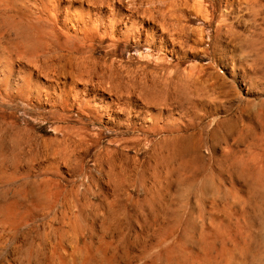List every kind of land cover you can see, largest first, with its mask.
<instances>
[{
	"label": "rangeland",
	"instance_id": "obj_1",
	"mask_svg": "<svg viewBox=\"0 0 264 264\" xmlns=\"http://www.w3.org/2000/svg\"><path fill=\"white\" fill-rule=\"evenodd\" d=\"M37 1L40 0H36V1L31 0L32 4L34 2H35L34 4H36ZM50 1L52 2L54 0H41L40 2H37L36 5H38V3L49 4ZM68 1L69 2L73 1L75 3H78L76 1L79 0H72V1L68 0ZM85 1L87 2V0H84V2ZM96 1L105 2L106 0H96ZM122 1L125 0H121L120 2ZM126 1L130 3L131 0H126ZM126 1L125 3L128 4ZM134 1L136 3L138 2V5L139 3L140 5H142V3L147 5L148 3H151L152 0L151 1L132 0V3ZM147 1L149 2L147 3ZM200 1H202L203 5L206 7L207 15L202 16L196 14V10L194 7L195 4L199 2V0H172V2H174V4L176 5V9H178V11L184 10V17H183V12L182 13L181 11L178 12L180 16L178 21L179 23H181L180 26H182L183 28L184 26L187 27L185 28L184 32L189 31L188 33L187 32L185 33L186 35L187 34L189 35L187 36V38L188 37L189 38L188 39L186 38V42L188 44L185 42L184 44L185 47L182 46L183 48L182 49L180 48L179 52L180 51L181 52L179 53V56L176 57L170 55L169 53L162 52L160 50L157 51L158 50L157 48H155L153 52L147 51L148 49L145 46H142L140 49H135L132 47L133 44H129V43L126 44L123 42L118 43L116 41L117 36L114 37L110 35H105L107 37L102 36L105 37L104 39H102V37L100 39L99 38L100 36L92 35V37L90 36L89 39H87L88 40L87 42L86 40L80 39L81 36L80 38L78 36L79 39L77 40H80L78 41V43L76 42L75 37H74L75 40L74 38L72 39L70 38L71 40H74V43L72 45L70 40L67 42V44L72 45L71 47L70 45H68L70 47L69 49H66V47L68 46L65 47V45L63 44L61 46V43L64 42L66 39L64 38V36H61L59 39L60 44H57V41H54L55 45L51 44V48H50L52 52L48 50L51 52V53L49 52L50 58L52 59L53 56V60H55L54 62H56V65L58 67L57 71H60L61 77H64V74L66 75L67 72L70 73L73 70L72 68H76V66L74 65L76 62L77 65H80L82 61V66H83V62H86L88 60L87 61L88 63L87 62L86 63L88 65H91L89 63H92L93 66H94L93 63L95 61L94 67H97V69L99 70L100 69L102 70L103 68V71L104 69L105 70L108 69L107 71L110 72L112 68L115 70V71L114 70L111 71L112 74L119 71V74H121L122 76L123 73L122 77L123 79L126 80L124 82H129V80L127 81L128 79L127 77H129L128 75L129 73H133V72L137 73L138 71V74L140 73L143 74L145 72L148 75L151 72L156 71L157 68H159L158 66L159 62H163L169 68L170 71L175 72L176 76H178L179 79L180 78L182 79L180 80L184 84L186 83L185 80L187 79H190V82L192 80L194 81L192 82L194 86L191 85V87H192V91L194 90V95L196 97L195 101L198 105V108L196 110L197 114L202 115L204 111L210 114L207 116V118L206 117L201 118L202 123L205 126L209 125V127L207 128V133L205 134V143L203 144L204 146L203 145L201 146L200 148L201 152L199 151L198 156L193 154L185 155L184 158L179 161L185 163L182 170L181 171L179 170L177 172L179 174L175 173L173 175L168 176L169 178L168 181H173V183H171L173 184V189L166 192L163 191L159 194L155 193L153 195V197L154 196L157 197V200L155 197L154 198L158 203L161 201L159 204H161L162 206L160 205V207H157V209L147 208L140 210L137 209L136 211V209L129 207L127 209L122 210V207L120 206L121 207L120 208L119 205H115L111 207L108 205L109 203L114 202L116 199H118L119 202L122 201V203L126 204L128 203L129 201L128 199L130 198V196L133 198H137L138 195H136L135 193L134 186L129 188L127 192H124L125 194H122L123 192L120 194L119 193L115 194V192L112 191L113 189L109 185L110 182L108 177L105 174H103L104 170H102V169L108 170L107 168L110 166V164L108 162H106L104 165L100 164L98 161L96 162V158L99 157L101 153H102L101 155H103V157L105 158L106 156L104 152H106L107 149L109 148L110 150H115L116 152L118 151L117 153L119 154L115 153L116 155L118 156L121 155L120 157L114 155L115 156L114 161L115 159L116 160L119 159L118 162L117 161L114 162L115 164L125 167L126 169L132 167L134 171H136L137 169L139 171L143 170V168L145 167L144 166L145 165L144 162L146 160L144 156L145 149L142 146L139 147L135 144H132L124 140L126 138L129 139L130 137V136L128 137V135L124 136L121 134L122 132H125L126 129H123V127L120 126H115V124H113L112 121H109L107 117L99 118L98 115H93V116H89L88 118L87 116H82L80 112L77 111V109H74V107H72L73 110L71 107H68L67 110L66 109L61 110L58 108H51L44 104H38L35 101L24 100L22 98H19L15 94V92L6 91V89H3L5 88L4 85L0 84V91H1L0 92V128L1 127L3 128V130L2 128L0 129L1 130L0 140L2 139V143L0 141V146L4 148L3 149L2 147H0V150L2 152L0 153V158H1L0 168H2L3 165H5L3 167L5 169V172L6 169L7 172H10L11 168L12 171L17 170L19 172L30 169V166H31V170L33 169L31 175L29 177H25V180L22 178L23 175L22 176L19 175L16 176V178L13 177V179L10 181L11 183H7V181L10 180V178H12L11 175L9 176L7 174V177L9 176V178L4 177V181L3 180L1 181L3 177H0V183L2 182L1 184L2 186H0L2 190L0 189V193L3 192V190L6 191L7 189L10 190L12 188L10 192L8 191L10 193L9 195L11 196L13 192L17 191V188H19L17 193L21 192L23 197L24 194H26L25 197H27L28 199V200L26 199L27 201L24 199L26 202H24L23 197L21 200L20 198L21 195L20 193L18 194L19 201L22 202V204L24 203L22 205V209L20 208V211L18 213V218H20L21 220L25 219L28 222L24 220V223L29 224V225L26 224V227H23L22 230L23 234L26 236V233L29 232L30 229L32 230L33 227L35 226L34 227L35 232L32 233L31 236L28 237V239H26V237H24L23 235L17 241H13V239H8L5 236L3 237V234L0 233L1 234L0 264H10L11 262H13L14 264H31V263L43 264L44 258L42 256L40 258V255H42L40 250H44L45 248L47 249L44 251L49 250V248L52 246L51 244H53L55 240L54 238L55 235H53L54 232L52 231V229L55 226L59 227L62 225L61 222L63 215L62 212H60V210L62 211V208L64 210L63 203H61L63 202L62 198L59 199L60 202L57 204L58 207L56 206L59 212L57 211L56 207H54L52 210L53 212H51L50 208L49 209L45 208L47 212L43 213L44 209H42L39 212L40 216L38 217H36V214L34 215L30 214L31 216L29 217L28 214L25 215L26 214L25 212L27 211L32 212L31 210H33L31 208L30 209L28 208L30 207V204H28V202L30 201L29 199L30 198L32 199L33 197L32 196L33 194L31 195L30 193H33L36 187H38V189L39 187H42V182L44 181L43 179L41 180L42 177L36 178L35 176L36 174L34 173L35 170L38 171L40 168L47 169L49 171L47 172L48 177L53 178V180L48 179L50 183H52V185L50 183L49 185L52 186L51 188H53V191L55 190L54 189L55 186L70 188L69 183L72 182L71 180H74L73 176H75V180L77 181L81 180L83 183L85 182V186L86 184L88 186V188L86 186L88 193L82 197V202L83 204L85 203L86 206L92 202V200L90 199H92V194L96 191L97 195L95 196L94 199L95 207L90 208L89 206L90 204L88 205L89 207L87 206L88 208L86 207L85 216L87 218L84 217L83 222L86 223L85 226L88 224V226L86 227H89L91 225L93 230L95 229L94 230L95 234H93V239H92L95 246L99 247L100 245L101 247L108 245L110 249V246L113 245L110 251L112 252L114 250L117 253L116 254L117 258L115 257L114 259L110 258V254L109 256L106 257L104 256L101 259L99 258L101 260V261L99 260L100 261L98 262L99 264L100 263L152 264L151 261L154 259H155L154 264H264V0H200ZM107 2L114 3L112 5L115 6V8H118L120 6L118 4L119 3L118 0H111V1L107 0ZM153 2L156 3V0H153ZM157 2L158 3H156V6H159L160 3L158 0ZM212 3H214L215 5L214 8L211 7L214 6L212 5ZM146 5H144V7H146ZM36 7H37L36 9H38V6ZM75 7L78 9L79 5L75 4ZM144 7L143 8L140 7V8H142L143 10L145 9ZM227 7L229 8L227 9ZM185 8L187 10L189 9L188 11L195 14L193 15L191 13H188ZM212 13H214L213 18L211 16ZM184 18L185 20H187L186 22ZM193 19H195V22ZM188 21L190 23H188ZM210 21H212L211 24ZM93 36L96 38H94ZM109 37L110 38L112 37L111 38L112 40ZM114 38H115V42L118 44L116 47H114V42H113ZM90 40L92 42H89ZM83 41L85 42V44L87 43V45H84ZM91 43L93 44V46ZM75 44L78 45L75 46ZM57 45L61 46V48ZM65 49L68 50L69 53ZM78 53H80V55ZM170 63L171 64L173 63L172 65H174V67L177 65L176 70L174 67H172ZM65 66L66 69H64ZM99 66H101L102 68ZM154 66H156V68H154ZM179 66L181 67V69L179 68ZM178 68L180 69L181 72L179 71ZM62 69L64 70V73L63 71H61ZM67 69L69 71H67ZM107 71H106L107 75L110 76L111 73H108ZM192 71H194L193 74ZM72 73L75 72L72 71ZM248 75L251 77V79L254 78L253 79L254 83L255 81H257L256 82L257 84H255L256 87L254 85L253 87H251L250 84L247 86V83L240 81L241 76L247 77ZM110 79L107 80L110 82L105 81L108 87L111 84L118 85L119 81L116 83L115 80L111 79L113 81L112 83ZM112 86H110V89H112ZM200 107L202 108L203 111L199 109ZM209 111L211 112L213 111L212 113L215 114V116H212L211 115L212 113ZM94 116L95 118H93ZM225 119L230 120L231 123L220 126L217 125L218 123L216 124L217 121L219 120L224 121ZM230 127L233 128L231 129ZM64 128H66V130H69L70 133H72L70 137L73 139V141H74L73 132L78 131V129L79 131L82 130L83 132H85L87 134V139H88L87 141L88 143L85 144L87 147L82 146L86 148H82V147L75 148L73 143H68L69 141L65 140L68 138V136L65 132H63ZM215 129L218 131L217 132L218 135L214 141L210 139V135ZM16 131L19 132L17 135H16ZM19 134L21 135L25 134L28 135V137L25 138L24 137L25 135L21 136ZM15 137H18V140ZM22 137H24L26 140L25 139L21 140ZM62 139H64L66 143L62 141ZM116 140L118 142H116ZM12 144L15 146H13ZM62 144L64 147L62 146ZM64 144H66L67 146ZM68 146L69 147L71 146L72 148L68 149L67 148ZM135 148H139L140 150L139 149L136 150ZM142 149L143 151H141ZM5 150H7L8 152ZM71 150H73L74 152L77 150L76 151L77 154L74 153L73 151L71 152ZM138 150L141 152H139ZM39 152L40 154H38ZM59 152L62 153V155H65L67 152L68 156L65 155L63 157L61 156V154L59 155ZM68 152L71 153L69 154ZM13 153L15 155H13ZM7 155H8V159L7 158L5 159L4 157H7ZM74 155H76L77 157L75 158ZM127 155L129 156V158L134 157V159L133 158H132L133 160L128 159V163H127V158H128ZM13 156H15L16 159H14ZM66 156L69 159H65ZM18 157L19 160L17 159ZM2 159L4 160L2 161ZM13 159L15 162L13 161ZM70 159L72 160V162H70ZM138 160L140 161L138 162ZM33 161L35 162V164ZM7 162H9L8 163L9 165L7 164ZM16 162L18 163V165ZM13 164L16 166H14ZM204 164L206 165L204 166ZM7 165L9 166L8 168ZM118 165H116V167H118ZM123 165H126L129 168ZM77 166L78 168L81 166L80 167L81 169L77 170L78 169L76 168ZM13 167H15V169ZM122 167L121 168L118 167V169H122ZM3 168L0 170H4ZM73 169H75L74 174H73ZM133 169H129V170H133ZM185 169H187V171ZM92 171L94 172L92 173ZM90 172L92 173V175L90 174L89 176L90 181H89L88 175ZM193 172L194 175L192 174ZM76 173L77 174L82 173V174L81 175L79 174L80 175L79 176ZM134 175L137 177V179L135 176L133 177L134 178L133 184L135 186L136 185L139 186L140 183L139 176H137V174ZM91 176L93 177L95 176L93 178L94 180L93 179L91 180L90 178ZM83 178H86L87 180L86 179L83 180ZM58 179H60L61 181ZM208 179L211 180V184L213 186L220 187L221 191L220 192L217 191V193H212V192L202 193L201 190L199 189L202 188L203 183L207 182ZM5 180H6V185L3 184V182L5 183ZM13 180H14V185L12 182ZM51 180L54 182H51ZM163 181H165V179ZM26 183L28 184L27 187L28 190L31 188L30 190L32 192L29 190L30 191L29 193V191L26 189V185H25ZM10 185L14 187H11ZM22 185L25 186L23 187ZM148 185L149 186L153 185V179L150 177H149ZM5 187L8 188L5 190ZM24 188L25 190H27L26 193L24 192ZM22 189L23 191H20ZM101 191H103L102 194ZM3 194L4 192L0 194L1 195L0 199L2 197L4 198V196H2ZM122 197H124V199ZM159 197H161V199ZM3 198L1 199L2 201H0V209H1V205L4 203ZM163 199L165 200L166 203L164 202ZM118 201L116 200L115 202ZM25 207L27 208L26 210H24ZM71 210L72 211L70 212V216L72 217L75 210L74 208H71ZM126 210H128V213L126 212ZM158 211L161 213H159ZM164 211H166V215L164 214L165 213ZM1 213L2 210L0 214ZM50 213L60 214V216L54 214L56 215V218L58 216V220H56L55 216ZM175 213L178 216V218H180V220L177 218ZM3 214L4 213H2L1 215ZM121 214L124 216H122ZM97 215L100 217H97ZM112 215L115 217L117 216V219L119 218L120 222L122 220L121 228L122 230L126 231V233L125 231H121L123 232L122 236H120L119 234L120 230L119 231L115 230L119 235L118 237L115 231L111 229V230H107L108 231L107 232L103 227L109 219L113 220ZM30 217L33 218L29 219ZM50 217L53 218L50 220ZM85 219L88 220L86 221ZM146 222H148V224ZM48 223L50 225L52 224L51 227L53 225L54 227H52V229L51 227L49 228ZM154 226L156 230L154 229ZM44 229L47 230V234H46L47 238L45 237V239L47 240L44 239L43 243L41 244L40 241L37 240L36 238L37 237L36 231L40 230L42 232ZM48 233H50L49 237L52 234L50 238L48 237ZM74 234L75 233H73V235ZM86 234H87L86 239L91 240L92 237L91 234H89V232H87ZM164 235L166 238H163ZM75 236L76 235H74L73 237L71 236L70 241L75 239L76 238ZM2 237L4 239H2ZM160 238L162 239L161 240L162 243L160 241ZM68 241L69 240H67L68 244H66L67 245L66 247L68 249V252H71L73 247L76 245L75 242L76 240L75 241L73 240V242L72 241L68 242ZM101 242L103 243V245L101 244ZM105 242H107V244ZM16 245L17 247H15ZM32 245L35 246L33 247ZM21 248H24L27 251ZM29 248H30V252H28ZM34 248L36 249V251H33ZM25 252L27 254H25ZM37 252L39 257H37L38 256L36 254ZM150 255L152 256V258H150ZM35 258L36 260L37 258H40L38 259V261L40 260V262L36 261ZM30 259L32 262L30 261ZM108 259L109 261H107ZM114 260H116L117 262L116 261L113 262ZM74 263L78 264V262L72 260L71 264Z\"/></svg>",
	"mask_w": 264,
	"mask_h": 264
},
{
	"label": "bare ground",
	"instance_id": "obj_2",
	"mask_svg": "<svg viewBox=\"0 0 264 264\" xmlns=\"http://www.w3.org/2000/svg\"><path fill=\"white\" fill-rule=\"evenodd\" d=\"M34 1H36V0H34ZM40 1H37V2H40ZM120 1L118 0V2H119L118 4L120 6L118 8H115V6L112 5L114 3L110 2L111 3L110 4L107 2V0L105 2L104 1L98 2L96 0H91V1L87 0V2L86 1L84 2V0L83 1L79 0V1H76L78 3H75L73 1L69 2L68 0H54V1H52L53 3L50 1L51 3L49 2V4L38 3V5H36L37 2H36V4H34L35 2L32 4L31 0H0V84L4 85L5 88H3V89H6V91L15 92V94L19 98H22L24 100L35 101L38 104H44V105L49 106L51 108H58L61 110H65V109L67 110L68 107H71V108L74 107V109H77V111L80 112V114L82 116H87L88 118H89V116H93V115H98L99 118L107 117V119H109V121H112V123L115 124V126H120V127H123V129H126V131L122 132L121 134L124 136L128 135V137L129 136L130 137H129V139L126 138L124 140H126L127 142H130L132 144H135L139 147L142 146L145 149V153H144V156L146 158V160L144 162L145 167L143 168V170L139 171L137 169L138 171L137 170L134 171V169L132 167L129 168L128 166H126L127 165L126 163H125L126 165H123V166H126L129 169H133V170H129V169H126L125 167H122L118 164H115L114 162L115 161L118 162V160H119V159L118 160L115 159V161H114V158H115L114 155H116L115 153H117L118 151L116 152L115 150H110L109 148H108L109 150L107 149L106 152L103 151L105 153V156H106L105 158L103 157V155H101L102 153L100 154L101 156L99 155V157L96 158V162L98 161L100 164L104 165L106 162H108L110 164V166L107 168L108 170H105V169H102V170H104L103 174H105L108 177L109 182H110L109 185L113 189L112 191H114L115 194L116 193L120 194L122 192H123L122 194H125L124 192H127L129 190V188L134 186L135 193H136V195H138L137 198H133L131 196L129 199L127 198L129 201L126 204L122 203V201H120L121 202L120 203L118 201V199H116L118 202H115L116 201L115 200L114 202L109 203L108 205L110 207L115 206V205H119V207L120 206L122 207V210L127 209L129 207L136 209V211H137V209L140 210V209H147V208L148 209H154V208L157 209V207H160L161 204H159V203L161 201L158 203L156 201L157 197L154 196L156 198V200H155L153 195L155 193L159 194L163 191L166 192V191H170L171 189H173V184H171V183H173V181H168L169 180L168 176L177 173L179 170L180 171L182 170L185 163H183L182 161L181 162H179V161L181 159H183L185 155L193 154V155L198 156L201 146L205 143V134L207 133V128L209 127V125L205 126L202 123L201 118L202 117L207 118V116L210 114H208V112H205V111L202 115L197 114L196 110L198 108V105L195 101L196 97L194 95V90L192 91V87H191V85H193L192 82H194V81L192 80L190 82V79H187V80H185L186 83L184 84L183 82H181L182 79L180 78L181 79L180 80L178 78V76H176L175 72L170 71L169 68L165 65V63L159 62V65H158L159 68H157V70L155 69L156 71L151 72L148 75L145 72L143 74L140 72H139L140 74H138V71H137V73L133 72V73H129V74L127 72L129 77H127L128 75L126 77L128 78L127 81L129 80V82H124L126 80L123 79V77H122L123 73H122V76H121V74H119V71H117L118 73L115 72L112 74L111 71L114 70L112 68H111L110 72L107 71L108 69H106V70L104 69V71H105L104 72L103 68L101 66H99V67H101L102 70L101 69L99 70V69H97V67H94L95 61L93 63L94 66L92 65V63H89L91 65H88L87 64L88 60L85 57L84 58L87 60L86 61L87 63L83 62V66H82V61H81L80 65H77V62H76L74 64L76 66V68H72L73 69L72 71L75 73H72L71 69H70L71 72L69 73V72H67V71H69L67 69L66 72L69 74L66 73V75L64 74V77H61L60 71H57L58 67L56 65V62H54L55 60H53V56L51 59L50 54H49V52L51 51V49H50L51 44L55 45L54 41H57V44H60L59 39L61 36H64V38H66L65 41L61 43V46L63 44L66 47V46L70 45V44H67V42L69 40L71 41V44L73 45L74 40L76 38V42L78 43V41H80V40H77V39H79L80 36H81L80 39L86 40V42H87L88 41L87 39H89L90 36L92 37V35L100 36L99 37L100 39L102 36L110 35V36H114V37L117 36L116 41L118 43L123 42L126 44H128V43L133 44L132 47L135 49H140L142 46H145L148 49L147 51H150V52H153L154 49L157 48L158 49L157 51L160 50L162 52L169 53L170 55H173L175 57L179 56V53L181 52V51L179 52V50H180V48L182 49L183 47H185L184 44L186 42V38H187V36H189L188 34L187 35L185 34L187 31L184 32L185 28H187V27L184 26V28H183L182 26H180L181 23H179V21H178V19L180 17L178 12H180V11H181V13L183 12V17H184V10L178 11V9H176V5L174 4V2H172V0H158L160 3L159 6H156V3H158L157 0H156V3L153 2V0L152 1L150 0L151 3H148L149 1H147V3H148L147 5L142 3L143 6L140 5V3H139V5H140L139 6L138 2L136 3L135 1H134L135 3L134 2L132 3V0L130 1V3L125 0L128 4H126L125 1H122L123 3ZM177 3H179V2H177ZM39 4H40V6H39ZM75 4L79 5L78 9L75 7ZM35 5L38 6V9H36L37 7ZM144 5H146V7H144ZM185 5H186V3H185ZM190 5H191V3H190ZM212 5H214V3H212ZM140 7H142V8L144 7L145 9L142 10V8H140ZM181 7H182V5H181ZM211 7L214 8L215 5L211 6ZM194 8L196 10L197 15H202V16L207 15V9L203 5L202 1L199 0V2L195 4ZM228 8L229 7H227V9ZM188 10L186 9V11L188 13L193 14L192 12H190ZM229 11H230V9H229ZM213 12H214V10H213ZM236 15H237V12H236ZM211 16L213 18L214 13H212ZM181 19H183V18H181ZM184 20H185V18H184ZM193 20L195 22V19H193ZM186 21L187 20H185V22ZM189 21H188V23H190ZM211 22L212 21H210V24H211ZM186 25H187V23H186ZM186 30H188V29H186ZM78 36H79V38H78ZM105 37H107V36H105ZM105 37H102V39H104ZM70 38L71 39L74 38V40H71ZM94 38H96V37H94ZM61 41H62V38H61ZM92 41H93V39H92ZM92 41L90 40L89 42H92ZM113 42H114V47H116L118 44L115 42V38H114ZM83 44L87 45V43L85 44V42ZM72 45H70V47ZM76 45H78V44H75V46ZM112 45H113V43H112ZM57 46H59V45H57ZM61 46H59V47L61 48ZM92 46H93V44H92ZM191 46H193V45H191ZM70 47L68 46V47H66V49H69ZM72 48H74V47H72ZM48 50H50V51H48ZM66 51H68V50H66ZM59 52H61V51H59ZM73 52H75V51H73ZM68 53H69V51H68ZM78 54L80 55V53H78ZM91 54H89V55H91ZM94 58H96V57H94ZM162 58H161V60H162ZM80 60H82V59H80ZM92 60H93V58H92ZM72 61H73V59H72ZM105 62H106V60H105ZM66 66H65V68L64 67L63 68L66 69ZM96 66H97V64H96ZM72 67H74V66H72ZM110 67H111V65H110ZM172 67H174V65H172ZM176 67H177V65L174 67L175 70H176ZM154 68H156V66H154ZM179 68L181 69L180 66H179ZM129 69H130V67H129ZM180 69H179V71H180ZM61 71H63V73H64L63 69ZM106 71L108 73H111V75L110 76L107 75ZM130 72H132V71H130ZM141 72H143V71H141ZM148 72H150V71H148ZM193 72L194 71H192V74H193ZM115 76H116V78H115ZM130 76H131V78H130ZM248 76L247 77L241 76L240 81L247 83V86L249 84L251 85V87H253V85L255 86V84H257L256 83L257 81H255V83H254V80H253L254 78L251 79V77L250 76L248 77ZM85 77H87V78H85ZM179 77H180V75H179ZM105 78H106V80H105ZM107 78H109V79L111 78V79L115 80L116 83L119 81L121 84L119 82H118V85H116V84L110 85L108 83L110 86H112V85L114 86V87L112 86V89H110V86L108 87L107 83L105 82V81L109 80ZM258 78H260V77H258ZM96 79H98V80H96ZM255 79H257V78H255ZM121 80H123V81H121ZM107 82H110V81H107ZM112 83H113V81H112ZM117 86H119V87H117ZM113 88H115V89H113ZM197 98H198V96H197ZM199 109L202 110L201 107ZM72 110H73V108H72ZM209 112H211V111H209ZM211 115L215 116V114H213V113ZM93 118H95V116ZM80 122H81V120H80ZM108 123H110V122H108ZM230 123H231V121L227 120V119H225L224 121L219 120L216 122V124L219 126L224 125V124L227 125ZM1 126H2V124H1ZM2 130H3V128H2ZM17 130H18V128H17ZM63 132H65L68 136V138L65 140L69 141L68 143H73L75 148L86 146L85 144L88 143L87 142L88 141L87 134L85 132H83L82 130L79 131V129H78V131L73 132L74 136L73 135L72 136L74 137V141L70 137L72 133H70L69 130H66V128H64ZM217 132L218 131L215 129L212 132V134L210 135V139L215 141V139L217 138V135H218ZM18 133L19 132L16 131V135ZM21 134H19V135H21ZM23 135H25V134H23ZM23 135H21V136H23ZM24 137L26 138V137H28V135H25ZM24 137H22L21 140L25 139ZM15 138H17V140H18V137H15ZM20 138H19V140H20ZM3 140H5V139H3ZM65 140L62 139V141H64V142H65ZM117 140H116V142L119 141V140L118 141ZM0 141L2 143V139ZM29 143H30V141H29ZM5 145H6V142H5ZM5 145H4V147H5ZM64 145H66V144H64ZM13 146H15V145H13ZM62 146H63V144H62ZM0 147H2V146H0ZM22 147H23V145H22ZM86 147H82V148H86ZM134 147H136V146H134ZM39 148H40V146H39ZM67 148L69 149L72 147L68 146ZM135 149L137 150L139 148H135ZM7 150H5V151H7ZM52 150H54V149H52ZM63 150H62V152H63ZM66 151H68V150H66ZM72 151L73 150H71V152ZM76 151L75 152L73 151V152L76 153ZM141 151H143V149ZM141 151H139V152H141ZM7 152H5V153H7ZM0 153H2L1 150H0ZM29 153H30V151H29ZM38 154H40V152ZM60 154H61V156L64 157L65 155H67V152L65 155H62V153L59 152V155ZM117 154H119V153H117ZM3 155H4V152H3ZM8 155H7V157H4V158L8 159ZM13 155H15V154L13 153ZM48 156H50V155H48ZM74 156H75V158L77 157L76 155H74ZM116 156H118V155H116ZM120 156H118V157H120ZM13 157H14V159H16L15 156H13ZM66 157H65V159H69L68 157L67 158ZM127 157H128L127 163H128V159L129 160L132 158L134 159V157L129 158L128 155H127ZM32 158H33V156H32ZM14 159H13V161H14ZM17 159L19 160V157ZM71 159H72V157H71ZM71 159H70V162H72ZM122 159H124V158H122ZM122 159H121V162H122ZM3 160L4 159H2V161ZM62 160H63V158H62ZM139 161L140 160H138V162ZM51 162H52V160H51ZM8 163L9 162H7V164ZM34 164H35V162H34ZM70 164H72V163H70ZM8 165H7V168L9 167ZM17 165H18V163H17ZM116 165H118V167H120V168L122 167V169H118V167H116ZM205 165L206 164H204V166ZM4 166L5 165H3V167ZM14 166H16V165H14ZM80 167L78 168V166H77L76 167V168H78L77 170L81 169ZM203 167H201V168H203ZM2 168H0V169H2ZM13 168L15 169V167H13ZM70 168H71V166H70ZM11 169H10V172H7V169H6L7 173L5 172V169L0 170V177H3V179H1V181L2 180L4 181V177L9 178L10 175L12 176V178H10V180H8L9 182L7 181V183H11L10 181L13 179V177L16 178V176H19V175H21V176L23 175L22 178L25 180V177H29L31 175V173L33 172L32 171L33 169L31 170V166H30V169H27V170L22 171V172H19L17 170L12 171ZM74 170L75 169H73V174H74ZM185 170L187 171V169H185ZM47 172H49V171L45 168H40L38 171H36V170L34 171V173L36 174L35 175L36 178L42 177L41 180L42 179L44 180L43 182L41 181L42 187H39V189H38V187H36V189H37V191L35 189L36 192L33 191V193H30L31 188L29 189L30 190L29 191L27 188L28 184L27 183L25 184L26 189L29 191V193L31 195L33 194L32 195L33 197L31 196L32 199L30 198L29 199L30 201L28 202V204H30V207H28V208L33 209V210H31L32 212H30V211L25 212L24 211L26 213L25 215L28 214V217L31 216L30 214H33V215L36 214V217L40 216L39 212L42 209H44L43 213L47 212L46 209H49V208L51 209V212H53L52 211L53 208L56 207L57 204L60 202L59 199L60 198L63 199L62 200L63 202H61V203H63L64 210H63V208H62V211L60 210V212H62V215H63V217L61 215L62 222L60 221L62 225L59 227H56V226L54 227V225H53L52 227H54V228L52 229V227H51L52 224L50 225L48 223L49 228L51 227L52 231L54 232L53 235H55V237H54L55 240H54L53 244H51L52 246L49 248V250H47L48 252L44 251L47 248H45L44 250H40L42 253V255H40V258H41V256L44 258V263L43 262L42 263L43 264H71L72 260H74L75 262H78V264H97L98 262L101 261L100 260L101 258H103L104 256L105 257L109 256V254H110V258L114 259L116 257L117 253L114 250L112 252L110 251V249L112 248L113 245L110 246V249H109L108 245L107 246L106 245L101 246V247H100V245H99V247L95 246L93 243V240H92L93 234H95V231H94L95 229L93 230L91 225L89 226L91 228L86 227V226H88V224L85 226L86 223L83 222L84 217H86L85 216L86 207L89 204H90L89 205L90 208L95 207L94 199H95V196L97 195L96 191L92 194V199L89 198L90 200H92V202L86 206L85 203L83 204V202H82V197L88 193L87 192L88 186L86 184V186H87V188H86L85 182L83 183L81 180L80 181L75 180V176H73L71 174L74 177V180H71L72 182L69 181V182H71V183H69L70 188L62 187V186L61 187L55 186L54 187L55 190L53 191V188H51L52 186L49 185L50 181L48 180V179L53 180V178H49ZM52 172H54V171H52ZM93 172L94 171H92V173ZM92 173L91 172L89 173L88 179H89L90 174L92 175ZM133 173L137 174V176H139V179H140L139 186H137V185L135 186L133 184V180H134L133 177L135 176ZM189 173H190V171H189ZM195 173H197V172H195ZM7 174L9 175L8 177H7ZM79 174L81 175L82 173H78L77 175H79ZM163 174H165V175H163ZM177 174H179V173H177ZM192 174L194 175V172ZM85 175H87V174H85ZM21 176H20V178H21ZM84 177H87V176H84ZM94 177L91 176L90 177L91 180ZM149 177L153 179V185H150V186L148 185ZM195 177H196V175H195ZM186 178H188V177H186ZM85 179L86 178H83V180H85ZM136 179H137V177H136ZM164 179H165V181H163ZM52 180H51V182H54ZM58 180H60V179H58ZM89 181H90V179H89ZM12 182L14 185V180ZM39 183H38V185H39ZM1 184H2V182L0 183V186H2ZM3 184L6 185V180H5V183L3 182ZM50 184L52 185V183H50ZM53 185H56V184H53ZM11 187H14V186H11ZM7 188L5 187V190ZM18 189L19 188H17V191H18ZM219 189H220V187L213 186L211 184V180L208 179L207 182L203 183L202 188L199 190H201L202 193H209V192L217 193V191H219V192L221 191V189L220 190ZM10 190L7 189L6 190L7 192L3 190L4 194L2 196H4V198L3 197L2 198H3L4 203L1 205L0 212L2 210V213H4V214L3 215H1L2 213L0 214L2 216V217L0 216V233L3 234V237L5 236L8 239H13V241H17L19 238H21V236L24 235L22 230H23V227H26V224H28V223H24L25 219L21 220L20 218H18V213L20 211V208L22 209V205L24 204V203L22 204V202L19 201V195L18 194L20 193V195H21L20 198L22 200V197H23L22 193L21 192L17 193V191H14L13 194L10 196L9 195ZM14 190H16V189H14ZM27 190H25V188H24L25 193L27 192ZM20 191H23V189ZM103 191H101V194ZM3 192H1V193H3ZM25 196H26V194H24V197ZM0 197H1V195H0ZM24 197H23V200L24 199L26 200L27 197H25V198ZM120 198H121V196H120ZM122 198L124 199V197H122ZM159 198L161 199V197H159ZM1 199H0V201H2ZM25 200H24V202H26L28 199L26 201ZM164 202H165V200H164ZM57 207H56V209H57ZM105 207H103V208H105ZM71 208H74V210H75L74 213L72 212L73 215L71 214L72 217L70 216V212L72 211ZM26 209L27 208L25 207L24 210H26ZM169 209H170V207H169ZM57 211H58V209H57ZM24 212H21V213H24ZM126 212L128 213V210H126ZM164 212H165L164 214L166 215V211H164ZM154 213H156V212H154ZM159 213H161V212H159ZM50 214H52V213H50ZM50 214H49V216H50ZM54 214H56V213H54ZM54 214H52V215H54ZM21 215H23V214H21ZM56 215L60 216V214H56ZM56 215H54L55 218H56ZM116 215H117V212H116ZM119 215H120V213H119ZM175 215H176V213H175ZM58 216H57L56 220H58ZM122 216H124V215H122ZM53 217H50V220ZM97 217H100V216L97 215ZM119 217H121V216H119ZM32 218L33 217H30L29 219H32ZM138 218H139V216H138ZM177 218H178V216H177ZM29 219H27V220H29ZM178 219L180 220V218H178ZM19 220H21V221H19ZM109 220L103 226L104 229L106 231L111 230V229L113 231H115V230L119 231L120 230L119 234H120V236H122L123 232H121V231H125V230H122V228H121L122 227V223H121L122 220L120 222L119 218L117 219V216L116 217L113 216L114 221L113 220L109 221ZM102 221H104V220H102ZM187 221H190V220H187ZM26 222H28V221H26ZM52 223H53V221H52ZM57 223H58V221H57ZM131 223H132V220H131ZM146 223L148 224V222H146ZM176 224H178V223H176ZM129 225H131V224H129ZM34 227L32 230L30 229L29 232H27V233L25 232L26 236L24 235V237H26V239H28V237L31 236V234L35 232ZM43 228H44V226H43ZM156 228H158V227H156ZM51 229H49V230H51ZM154 229H155V226H154ZM159 229H161V228H159ZM87 232H89V234H91V236H92L91 240L86 239V235H87L86 233ZM73 233H75L74 235H76L75 236L76 238L74 237L75 239H73L74 241L76 240L75 241L76 245L74 247L72 246L73 249L70 247L72 249V251L69 250L71 252H68V249L66 247L67 246L66 244H68L67 240L70 241V237L74 236ZM125 233H126V231H125ZM168 233H169V231H168ZM1 234H0V237H1ZM36 234H37V237H36L37 240H39L40 243L42 244L45 237H46L47 230L44 229L42 232L40 230H38V231H36ZM49 234L50 233H48V237H49ZM116 234L119 237L117 232H116ZM51 236H52V234L50 235V237ZM3 237H2V239H4ZM100 237H101V235H100ZM163 238H166L165 235ZM45 240H47V239H45ZM73 240H71V241L73 242ZM161 240L162 239L160 238V241ZM103 243H104V241H103ZM103 243L101 242L102 245H103ZM105 243L107 244V242H105ZM161 243H162V241H161ZM71 244H73V243H71ZM17 245L15 247H17ZM32 246L34 247L35 245H32ZM21 249H24V248H21ZM34 249H33V251H36V249L35 250ZM150 249H151V246H150ZM159 249H162V248H159ZM124 250H126V249H124ZM128 250H129V248H128ZM25 251H27V250H25ZM144 251H145V249H144ZM18 252H19V250H18ZM28 252H30V248H29ZM25 254H27V253L25 252ZM36 254L38 255V252ZM31 255H32V253H31ZM20 256H21V254H20ZM34 256H36V255H34ZM143 256H144V254H143ZM37 257H39V255ZM40 258H37V260L35 258V260L38 261V259H40ZM122 258H123V255H122ZM132 258H133V256H132ZM150 258H152L151 255H150ZM116 260H114L113 262H115ZM30 261H31V259H30ZM107 261H109V259ZM38 262H40V260ZM11 263H13V262H11ZM19 263H20V261H19ZM151 263L154 264L155 259L152 260ZM100 264H102V263H100Z\"/></svg>",
	"mask_w": 264,
	"mask_h": 264
}]
</instances>
